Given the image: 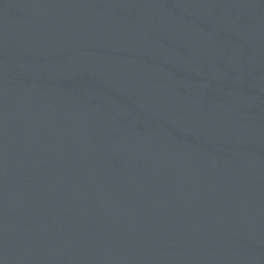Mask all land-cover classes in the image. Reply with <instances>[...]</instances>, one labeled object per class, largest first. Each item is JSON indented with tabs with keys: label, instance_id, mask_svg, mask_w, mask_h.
<instances>
[{
	"label": "water",
	"instance_id": "obj_1",
	"mask_svg": "<svg viewBox=\"0 0 264 264\" xmlns=\"http://www.w3.org/2000/svg\"><path fill=\"white\" fill-rule=\"evenodd\" d=\"M0 264H264V0H0Z\"/></svg>",
	"mask_w": 264,
	"mask_h": 264
}]
</instances>
